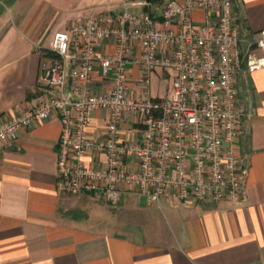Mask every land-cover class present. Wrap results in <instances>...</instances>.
<instances>
[{
  "label": "built area",
  "instance_id": "obj_1",
  "mask_svg": "<svg viewBox=\"0 0 264 264\" xmlns=\"http://www.w3.org/2000/svg\"><path fill=\"white\" fill-rule=\"evenodd\" d=\"M132 5L148 11L81 14L69 31L54 34L49 49L54 57L44 63L42 81L55 92L1 125L0 141L12 144L19 131L57 118L61 194L97 192L117 206L126 184L150 203L164 197L214 203L242 199L244 111L238 82L244 70L264 69V29L243 51L236 0H137ZM159 67L175 71L173 91L169 98L152 99L151 76ZM97 68L111 80L107 92L95 87ZM133 68L140 71L139 95ZM97 111L107 114L100 140L91 133ZM128 112L143 126L130 140L123 138ZM89 154L104 155V168L88 166Z\"/></svg>",
  "mask_w": 264,
  "mask_h": 264
},
{
  "label": "crops",
  "instance_id": "obj_2",
  "mask_svg": "<svg viewBox=\"0 0 264 264\" xmlns=\"http://www.w3.org/2000/svg\"><path fill=\"white\" fill-rule=\"evenodd\" d=\"M135 1L0 0V126L55 92L42 73L56 32L69 31L81 14L148 11ZM236 16L244 51L264 29V0H236ZM174 76L173 69L153 72L152 99L171 97ZM93 78L97 90H109L111 80L99 68ZM132 79L139 95V69H132ZM238 87L246 173L245 195L238 201L164 197L150 203L126 184L117 206L97 192L61 194L57 118L19 131L12 144L0 141V264H264V69L244 70ZM106 123V112L97 111L91 124L95 140L105 137ZM142 130L136 115L126 113L123 138ZM105 160L86 158L88 166L102 169Z\"/></svg>",
  "mask_w": 264,
  "mask_h": 264
},
{
  "label": "trees",
  "instance_id": "obj_3",
  "mask_svg": "<svg viewBox=\"0 0 264 264\" xmlns=\"http://www.w3.org/2000/svg\"><path fill=\"white\" fill-rule=\"evenodd\" d=\"M52 56L51 57H54V54L53 53H51V52H49Z\"/></svg>",
  "mask_w": 264,
  "mask_h": 264
}]
</instances>
